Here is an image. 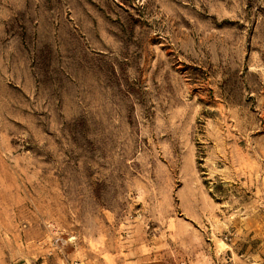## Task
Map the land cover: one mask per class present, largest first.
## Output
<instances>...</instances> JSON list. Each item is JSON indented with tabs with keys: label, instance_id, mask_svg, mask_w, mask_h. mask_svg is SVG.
<instances>
[{
	"label": "rangeland",
	"instance_id": "obj_1",
	"mask_svg": "<svg viewBox=\"0 0 264 264\" xmlns=\"http://www.w3.org/2000/svg\"><path fill=\"white\" fill-rule=\"evenodd\" d=\"M0 264H264V0H0Z\"/></svg>",
	"mask_w": 264,
	"mask_h": 264
}]
</instances>
